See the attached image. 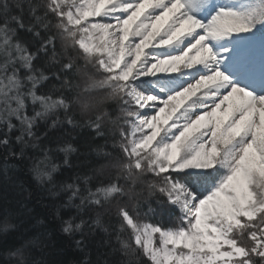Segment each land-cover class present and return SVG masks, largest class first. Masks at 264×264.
I'll use <instances>...</instances> for the list:
<instances>
[{
    "label": "snow or ice",
    "instance_id": "snow-or-ice-1",
    "mask_svg": "<svg viewBox=\"0 0 264 264\" xmlns=\"http://www.w3.org/2000/svg\"><path fill=\"white\" fill-rule=\"evenodd\" d=\"M25 171L72 264H264V0H0V175ZM2 189L0 264H63Z\"/></svg>",
    "mask_w": 264,
    "mask_h": 264
},
{
    "label": "trees",
    "instance_id": "trees-1",
    "mask_svg": "<svg viewBox=\"0 0 264 264\" xmlns=\"http://www.w3.org/2000/svg\"><path fill=\"white\" fill-rule=\"evenodd\" d=\"M80 143L78 139L76 141ZM100 141H97L99 143ZM73 161L76 157H72ZM71 170L63 169L60 174L57 175V179H64L65 176H70ZM16 179L24 182L25 191L19 192V190L14 186L9 184L2 175H0V185L3 186L2 194L6 198L9 204H17L19 201L23 200L24 203L32 210L31 215L21 216L22 221L20 225V232L24 233L25 236L31 237L36 235L38 232L42 231V227L37 224V220H43L49 229L48 245L49 247L44 249V253L48 255L49 259L62 261L63 264H72L74 260L79 257L73 248L68 246V238L60 233L59 231V221L54 218L53 211L46 207L48 203L45 200L43 203L38 202L40 197V192L37 188L36 182L31 178V175L25 172H19L16 174ZM64 197H60L63 199ZM65 216L69 213L64 212ZM37 256L41 255L39 251H36Z\"/></svg>",
    "mask_w": 264,
    "mask_h": 264
}]
</instances>
